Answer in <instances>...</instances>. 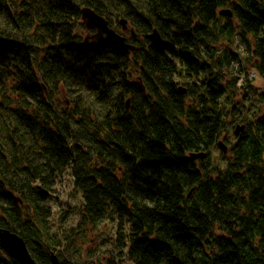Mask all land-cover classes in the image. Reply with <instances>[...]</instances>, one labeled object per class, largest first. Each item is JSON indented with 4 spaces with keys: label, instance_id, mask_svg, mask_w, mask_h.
Segmentation results:
<instances>
[{
    "label": "trees",
    "instance_id": "obj_1",
    "mask_svg": "<svg viewBox=\"0 0 264 264\" xmlns=\"http://www.w3.org/2000/svg\"><path fill=\"white\" fill-rule=\"evenodd\" d=\"M82 8L117 34L125 21L135 50L81 46ZM253 70L264 80V0H0V229L36 264H264ZM61 185L77 227L113 236L102 255L50 221ZM0 264L20 263L0 248Z\"/></svg>",
    "mask_w": 264,
    "mask_h": 264
},
{
    "label": "water",
    "instance_id": "obj_2",
    "mask_svg": "<svg viewBox=\"0 0 264 264\" xmlns=\"http://www.w3.org/2000/svg\"><path fill=\"white\" fill-rule=\"evenodd\" d=\"M218 15H221L226 18H232V11L230 9H225L218 12ZM80 20L83 24L86 31L94 30V33L91 35H86L84 37L83 43L81 46H84L89 41H95L97 43L105 41L109 44L117 45L125 53H129L135 50V47L126 42V38L118 35L113 29L108 27L107 22L101 16L97 15L94 11L89 8H82L80 11ZM122 30H125V21H120ZM131 34L134 37V34L131 30ZM148 39L151 43H161V39L156 30L148 35ZM180 89V88H179ZM178 89V90H179ZM180 93L185 91L180 89ZM126 105L129 106V100L126 101ZM243 127H237L236 133L242 132ZM223 151L226 152V148L222 145L221 142L217 144ZM204 154H189L188 159L194 161L196 159L202 160ZM0 248L13 260L17 261L20 264H36L35 261L31 258L28 253L26 246L23 240L16 235L15 233L10 232L6 229H0ZM50 264H58V260L51 253L49 256Z\"/></svg>",
    "mask_w": 264,
    "mask_h": 264
},
{
    "label": "rangeland",
    "instance_id": "obj_3",
    "mask_svg": "<svg viewBox=\"0 0 264 264\" xmlns=\"http://www.w3.org/2000/svg\"><path fill=\"white\" fill-rule=\"evenodd\" d=\"M228 9V8H226ZM85 36V35H84ZM127 36V34H126ZM243 53V52H242ZM239 55L241 54L240 52L238 53ZM249 76H251V72H249ZM248 80H250V78L248 77ZM254 84H256L257 86H264V80H260L258 78L253 79ZM254 101H259L258 97H253ZM244 131V128H243ZM242 131V132H243ZM240 132V133H242ZM239 133V134H240ZM238 134V135H239ZM222 138V137H221ZM222 143V145H224L225 147H227V153L226 155H229V146L224 144V140L219 139L218 142ZM217 142V143H218ZM220 149V147H218ZM222 150V149H220ZM223 152V151H222ZM201 154H206V153H201ZM221 158L217 161L220 162ZM222 166H224V164H221ZM57 191L58 194L56 195V197H52L50 203H51V214H52V219H50V221H52V223H54V225L56 224L59 228L61 229H65L67 231H69V228H74V233H78L79 236H86V239L84 240V243L91 245L93 248H97L99 253L102 255L103 252L107 251L109 249V245L111 244V242H113V236L108 237L107 239H103L99 236V233L96 231V229L91 226L88 225L86 229H80V227H77V223L79 222V216H78V212L75 210L77 208V205L79 203V198H78V193L76 192V196L72 195V192L75 191L71 188L69 189H63V186L61 185V187H57ZM11 192V191H10ZM18 201V200H17ZM20 203V201H19ZM107 225V227H106ZM112 224L110 222H106L104 224H102V232L101 233H106L108 232V227L112 228ZM58 227H55L54 230H57ZM111 238V239H109ZM111 240V241H110ZM76 242H81V240L79 238L76 239V241H72L69 245H68V252L71 254H77V248H76ZM83 246V245H82ZM78 255V254H77ZM76 255V256H77ZM98 255L97 252H95L93 255H87L84 254L82 257L85 259V264H93L95 263L96 258L98 260H100V262L103 263V259H105L104 257H108V254H103L102 256L104 257H100Z\"/></svg>",
    "mask_w": 264,
    "mask_h": 264
},
{
    "label": "bare ground",
    "instance_id": "obj_4",
    "mask_svg": "<svg viewBox=\"0 0 264 264\" xmlns=\"http://www.w3.org/2000/svg\"><path fill=\"white\" fill-rule=\"evenodd\" d=\"M222 10H224V9H222ZM222 10H220V11H222ZM221 16V15H220ZM94 30H88V31H86L85 30V36L88 34V35H91V33L93 32ZM99 43H107V44H109L108 42H105V41H102V42H99ZM218 55H219V53H218ZM254 74V77L255 78H257V76H256V74L255 73H253ZM264 105V102L262 101V100H259V101H257L256 103H255V107H256V110H258L260 113H262L263 111H262V106ZM258 114V115H263V114ZM84 247H82V250H86L87 249V247L85 246V245H83ZM54 255V254H53ZM55 256V255H54ZM55 258H56V256H55ZM57 259V258H56Z\"/></svg>",
    "mask_w": 264,
    "mask_h": 264
},
{
    "label": "flooded vegetation",
    "instance_id": "obj_5",
    "mask_svg": "<svg viewBox=\"0 0 264 264\" xmlns=\"http://www.w3.org/2000/svg\"><path fill=\"white\" fill-rule=\"evenodd\" d=\"M92 33H94V31H93ZM124 34H126V32H124ZM237 134H238V133L235 132V135H237ZM233 135H234V134H233ZM235 135H234V136H235Z\"/></svg>",
    "mask_w": 264,
    "mask_h": 264
},
{
    "label": "built area",
    "instance_id": "obj_6",
    "mask_svg": "<svg viewBox=\"0 0 264 264\" xmlns=\"http://www.w3.org/2000/svg\"><path fill=\"white\" fill-rule=\"evenodd\" d=\"M253 76V75H252Z\"/></svg>",
    "mask_w": 264,
    "mask_h": 264
}]
</instances>
